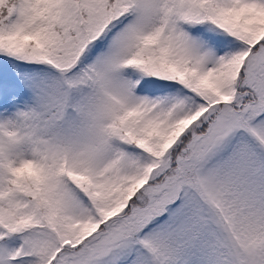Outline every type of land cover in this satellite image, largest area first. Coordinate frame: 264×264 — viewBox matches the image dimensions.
Listing matches in <instances>:
<instances>
[{
	"label": "snow or ice",
	"instance_id": "1",
	"mask_svg": "<svg viewBox=\"0 0 264 264\" xmlns=\"http://www.w3.org/2000/svg\"><path fill=\"white\" fill-rule=\"evenodd\" d=\"M0 264H264V0H0Z\"/></svg>",
	"mask_w": 264,
	"mask_h": 264
}]
</instances>
